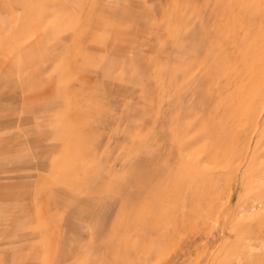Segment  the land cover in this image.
<instances>
[{"label":"rangeland","instance_id":"374dc122","mask_svg":"<svg viewBox=\"0 0 264 264\" xmlns=\"http://www.w3.org/2000/svg\"><path fill=\"white\" fill-rule=\"evenodd\" d=\"M0 264H264V0H7Z\"/></svg>","mask_w":264,"mask_h":264},{"label":"crops","instance_id":"0c3cea01","mask_svg":"<svg viewBox=\"0 0 264 264\" xmlns=\"http://www.w3.org/2000/svg\"><path fill=\"white\" fill-rule=\"evenodd\" d=\"M7 0H0V8H4L6 6Z\"/></svg>","mask_w":264,"mask_h":264}]
</instances>
